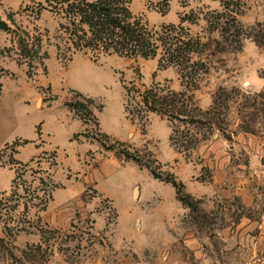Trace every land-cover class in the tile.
Here are the masks:
<instances>
[{
    "label": "rangeland",
    "instance_id": "obj_1",
    "mask_svg": "<svg viewBox=\"0 0 264 264\" xmlns=\"http://www.w3.org/2000/svg\"><path fill=\"white\" fill-rule=\"evenodd\" d=\"M45 1L0 0V21L12 29L0 30V264H18L21 233L43 238L42 246L27 245L20 254L27 264H48L52 248L63 251L69 264H81L88 249L105 245L93 232L91 215L105 216L107 227L114 224L117 215L107 202L90 204L92 213L78 220L70 234L45 228L40 216L66 181L90 184L85 177L101 156L127 168L117 179L128 186L136 176L142 179L134 169L162 182L174 177L158 154L168 145L189 161L210 143L218 142L221 152L232 154L240 135L264 140V0H173L168 8L159 0L130 1L132 14L149 28L178 26L185 19L186 32L201 41L195 59L204 66L186 83L176 68L159 69L158 59L70 56L59 31L62 19ZM229 15L237 19L241 34L233 28L223 38L221 28L209 23ZM17 34L28 37L32 57L22 56ZM149 90L161 98L185 94L189 116L168 119L156 112L144 100ZM53 115L71 121L76 130L82 127L65 152L53 148L58 137L42 132L44 120L51 117V122ZM100 119L122 139L102 133ZM209 178L203 169L199 181ZM81 198L86 204L98 200L92 186ZM194 200L196 211L182 203L190 211L186 227L205 242L204 253L212 261L221 259L223 241L217 234L238 221L241 205ZM115 260L106 263L104 258L100 264Z\"/></svg>",
    "mask_w": 264,
    "mask_h": 264
},
{
    "label": "crops",
    "instance_id": "obj_2",
    "mask_svg": "<svg viewBox=\"0 0 264 264\" xmlns=\"http://www.w3.org/2000/svg\"><path fill=\"white\" fill-rule=\"evenodd\" d=\"M50 118L44 120L42 132L52 135L53 140L58 137L53 148L65 152L70 138L80 133L82 127L76 130L64 117L55 119L53 115L55 122L52 120V123ZM99 123L102 133L122 139V134L114 133L103 119ZM217 144L201 147L189 161L170 145L166 152L158 154L194 199L216 203L237 201L241 205L238 221L217 234L223 241L221 259L212 261L211 255L204 253L208 251L205 242L186 227L190 211L182 205L171 184L139 169L134 171L137 175L143 174L142 179L136 176L128 186L120 184L117 177L127 168L111 157L98 158V167L85 177L90 184L74 186L66 181L56 188L40 214L42 224L50 230L70 234L76 230L73 225L78 220L92 213L88 210L90 204L95 207L107 202L117 218L107 227L105 216L91 215L95 222L93 232L105 245L88 249L86 260L81 264H100L104 258L106 263L109 260L113 263L116 258L115 264H192L190 256L193 264H264V140L240 135L232 154L221 152ZM203 169L209 172L208 182L199 181ZM91 186L98 200L86 204L81 197L86 187ZM42 240L41 234L21 233L16 243L21 248L18 264H27L24 258L20 259L26 246H42ZM52 250L54 258L48 264H69L63 251ZM90 255L92 258H88Z\"/></svg>",
    "mask_w": 264,
    "mask_h": 264
},
{
    "label": "trees",
    "instance_id": "obj_3",
    "mask_svg": "<svg viewBox=\"0 0 264 264\" xmlns=\"http://www.w3.org/2000/svg\"><path fill=\"white\" fill-rule=\"evenodd\" d=\"M130 1L46 0L45 2L62 19L59 31L66 36L67 51L70 56L82 53L127 59H158L159 69L176 68L183 82L194 81V77L196 78L199 72L196 68L204 66L201 61L195 59L203 45L200 40L191 38L186 32L183 27L185 19H181L178 26L149 28L140 18L132 14ZM172 1L159 0V3L168 8ZM229 16L218 20L213 19L209 23L212 25L214 22L217 26L216 30L221 28L223 38L226 35L229 37V32L233 28L239 35L241 34L237 28V19L232 15ZM0 30L12 31L11 27L3 21H0ZM16 37L21 46L22 56L32 57L33 52L32 47L29 46L28 37L22 34H17ZM185 97V94L171 93L161 98L157 93L154 94L152 90H149L145 92L144 100L147 104L150 103L156 112L168 119L179 120V117L189 116ZM154 176L159 179L155 174ZM166 183L175 188L178 199L183 205L196 211V202L185 192L182 183L174 177L167 178Z\"/></svg>",
    "mask_w": 264,
    "mask_h": 264
},
{
    "label": "built area",
    "instance_id": "obj_4",
    "mask_svg": "<svg viewBox=\"0 0 264 264\" xmlns=\"http://www.w3.org/2000/svg\"><path fill=\"white\" fill-rule=\"evenodd\" d=\"M227 149H230V147H229V145L227 144L226 146H225Z\"/></svg>",
    "mask_w": 264,
    "mask_h": 264
}]
</instances>
